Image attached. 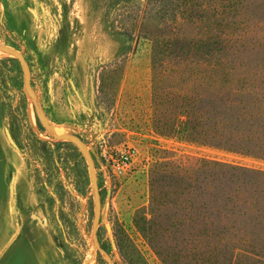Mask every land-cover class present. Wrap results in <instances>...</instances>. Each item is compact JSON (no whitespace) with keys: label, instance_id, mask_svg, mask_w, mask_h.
<instances>
[{"label":"rangeland","instance_id":"1","mask_svg":"<svg viewBox=\"0 0 264 264\" xmlns=\"http://www.w3.org/2000/svg\"><path fill=\"white\" fill-rule=\"evenodd\" d=\"M152 2L0 0V44L24 55L49 122L86 144L101 204L97 210L81 153L68 142L55 149L18 61L1 55L0 264H83L88 257L89 264H264V248L235 253L160 230L149 205L155 193L137 185L158 159L193 156L264 170V162L146 128L170 125L193 94L216 92L217 78L264 92V0H173L151 58L145 48L153 44L139 29L154 27L144 15ZM215 59L224 66L206 65ZM123 156L129 169L121 174L115 165ZM158 195L157 206L168 198Z\"/></svg>","mask_w":264,"mask_h":264},{"label":"trees","instance_id":"2","mask_svg":"<svg viewBox=\"0 0 264 264\" xmlns=\"http://www.w3.org/2000/svg\"><path fill=\"white\" fill-rule=\"evenodd\" d=\"M172 3L153 0L147 5L144 15L154 17L155 24L148 27L144 23L139 29L146 46L164 35L163 25ZM120 30L130 35L135 27ZM145 49L151 58L159 54L154 44L152 50ZM206 65L217 69L224 63L215 59ZM226 82L230 92L222 94L220 87ZM217 85L216 92L195 93L187 99L184 107L173 113L170 125L146 128L181 142L264 162V92L248 88L239 79L217 78ZM64 144L54 143L55 149ZM144 184L149 195L155 193L149 205L160 230L181 237L200 236L213 248L235 253L252 254L264 248V170L193 156L180 161L158 159L137 181V185ZM137 185H127L128 190L136 193ZM156 194L168 198L157 206Z\"/></svg>","mask_w":264,"mask_h":264},{"label":"water","instance_id":"3","mask_svg":"<svg viewBox=\"0 0 264 264\" xmlns=\"http://www.w3.org/2000/svg\"><path fill=\"white\" fill-rule=\"evenodd\" d=\"M0 53L6 54L8 56H12L14 59H16L21 67L22 75H23V88L25 93L27 94L28 98L30 99L36 117L39 121V123L44 127V129L48 132V134L51 136L52 139H54L56 142H68L71 143L73 146L77 148V150L81 153L83 159L86 162L88 172H89V180H90V186L92 189L93 199L95 203V207L97 210L100 208V191L97 185V179L96 174L94 170V163L93 159L89 153V150L86 146V144L75 135H71L68 133H58L56 130V127L49 122V120L46 118L44 112L42 111L36 93L32 87L31 84V77H30V68L28 65L27 60L25 59L24 55L16 50L13 47L2 45L0 44ZM107 198L110 197V191H107ZM102 219L106 228V231L110 232V227L107 224V219L105 216V213L103 211L102 213ZM111 247H114V242L111 241ZM83 264H88V261L85 260Z\"/></svg>","mask_w":264,"mask_h":264},{"label":"built area","instance_id":"4","mask_svg":"<svg viewBox=\"0 0 264 264\" xmlns=\"http://www.w3.org/2000/svg\"><path fill=\"white\" fill-rule=\"evenodd\" d=\"M115 169L121 174H124L126 171H128L129 157L127 156L121 157V161L116 163Z\"/></svg>","mask_w":264,"mask_h":264},{"label":"bare ground","instance_id":"5","mask_svg":"<svg viewBox=\"0 0 264 264\" xmlns=\"http://www.w3.org/2000/svg\"><path fill=\"white\" fill-rule=\"evenodd\" d=\"M1 55H6V54H3V53H0V56ZM56 130H57V132L58 133H61V131H59L57 128H56ZM92 260V257L90 258V257H88V262H90ZM89 264V263H88Z\"/></svg>","mask_w":264,"mask_h":264}]
</instances>
